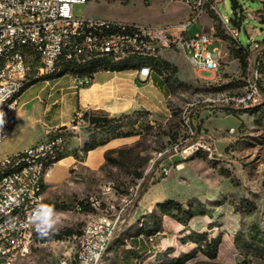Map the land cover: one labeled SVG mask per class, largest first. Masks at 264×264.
Returning a JSON list of instances; mask_svg holds the SVG:
<instances>
[{
	"label": "rangeland",
	"instance_id": "374dc122",
	"mask_svg": "<svg viewBox=\"0 0 264 264\" xmlns=\"http://www.w3.org/2000/svg\"><path fill=\"white\" fill-rule=\"evenodd\" d=\"M238 2L240 6L234 8L232 0H224L217 8L229 26L239 29V42L216 12L189 28L190 35L204 30L218 38L216 44L222 49L218 73L196 71L182 54L169 50L144 59L165 81L166 119L139 110L110 117L99 126L88 122L81 131L61 129L70 140L85 139L88 147L121 138L123 144L111 149L123 152H109V160L104 155L102 164L92 168L85 162L89 151L74 146L69 152L76 160L61 178H53L60 170L59 161L53 166L44 203L57 210L60 223L47 240L38 235L31 252L17 264L54 261L73 245L68 235L98 215L90 204L79 210L82 199L98 198L104 207L123 203L138 181L140 200L126 215L100 264H264V55L254 73L257 91L246 101L240 99L251 93L253 80L235 55L240 43L248 46L264 39L259 13L264 0ZM188 13L183 0H89L73 6L77 16L151 24L178 22ZM41 85L30 88L28 95ZM32 112L38 114V109ZM32 126L38 134L39 124ZM192 127L199 129L196 139ZM12 152L11 145L0 146V157ZM111 184L115 194L104 195ZM157 196L192 208L193 216L183 223L156 204L149 208ZM141 200L147 205L144 210H138ZM155 221L160 222L158 232L148 236L140 232L142 225L153 227ZM151 235H157L155 240L145 243L143 237ZM57 239L62 241L56 243ZM214 247L216 256L211 257Z\"/></svg>",
	"mask_w": 264,
	"mask_h": 264
},
{
	"label": "built area",
	"instance_id": "2783aa9c",
	"mask_svg": "<svg viewBox=\"0 0 264 264\" xmlns=\"http://www.w3.org/2000/svg\"><path fill=\"white\" fill-rule=\"evenodd\" d=\"M89 0H0V102H4V124L0 126V146L12 133L17 122L20 97L16 101H5V94L21 80L47 77L49 67L65 64L66 59L84 61L93 57L108 58L124 55H158L162 51L182 54L192 69L218 73L222 66V49L217 45L214 34L200 30L194 35L189 28L210 12L219 15L217 5L224 0H183L188 6V17L184 20L165 24H151L138 21H122L106 17L77 16L73 14L75 4H86ZM222 16V15H221ZM225 21L224 17L222 16ZM238 19V18H237ZM103 22H122L135 25V32L126 35L93 34L86 37V29L100 26ZM226 23V21H225ZM227 24V23H226ZM231 36L239 42V29L227 24ZM137 28H145V35H137ZM260 41L251 44L252 49L260 46ZM140 78L147 79L152 69L146 66L136 68ZM257 70H254V73ZM76 88L85 87L93 81L95 72L70 74ZM256 80L251 84V93L257 91ZM84 113L78 112L73 126L88 123ZM194 134V130L192 132ZM67 136L57 129L47 137L20 151L0 157V168L21 160L24 154H34V162L27 170L9 174L0 181V264H8V259L17 253L28 251L32 238L27 233L30 202L42 199L50 169H38L41 148L48 152L57 146H65ZM34 171H41V178H34ZM168 173V171H166ZM141 182L136 183L132 196L123 203L105 207L98 198L82 199L78 209L87 204L98 213V220L84 225L80 231L68 236L75 238V246L70 255L58 256L55 264H96L101 255V244L115 235L130 209L140 200ZM104 195L115 194L103 190ZM19 197H28V211L16 209ZM153 242L155 237H147ZM63 239V238H62ZM57 239L56 243L62 241Z\"/></svg>",
	"mask_w": 264,
	"mask_h": 264
},
{
	"label": "crops",
	"instance_id": "0c3cea01",
	"mask_svg": "<svg viewBox=\"0 0 264 264\" xmlns=\"http://www.w3.org/2000/svg\"><path fill=\"white\" fill-rule=\"evenodd\" d=\"M40 82L42 84L40 88L28 95V90ZM37 83L27 86L20 95L16 125L10 136L3 142L11 145L14 149L12 153L45 139L48 133L57 129L72 130L75 128L73 120L78 112L115 117L145 110L155 119H166V116L169 115L167 113L169 95L165 81L163 76L154 71L149 78L144 79L138 76L137 69L101 68L95 72L91 84L81 88L75 87L74 79L70 74L41 80ZM34 109H38V114L32 112ZM32 124H39L41 127L38 134L34 131ZM88 125L89 123L80 124L75 130L81 131ZM75 130L73 129L74 132H76ZM76 138L79 139L78 136H72L71 140L67 138L62 155L64 152L67 154L56 164V166H60V170L54 171L53 178H61L75 162L74 153L69 150H73L74 146L80 149L85 140L77 141ZM121 144H123L121 138H112L99 144L89 150L85 162L92 168H97L102 164L105 152L111 148H118ZM162 197L157 196L151 203L152 205L149 204V208L160 202ZM140 203L138 210H144L147 205L143 204L142 200ZM147 236L143 237L145 243H149ZM135 242L138 243L136 246L138 248L142 241L139 239Z\"/></svg>",
	"mask_w": 264,
	"mask_h": 264
},
{
	"label": "bare ground",
	"instance_id": "6f19581e",
	"mask_svg": "<svg viewBox=\"0 0 264 264\" xmlns=\"http://www.w3.org/2000/svg\"><path fill=\"white\" fill-rule=\"evenodd\" d=\"M128 32H135V25H126V24H122V22H114V23L103 22L100 23V26H91L89 27V29H86V37H93V34L126 35ZM137 35H145V28H137ZM133 56L134 55H124L123 57L111 58V60L113 62L123 63L131 59ZM89 61H91V59H86L84 61L66 59L65 63L68 62L74 64L75 66L83 67V65ZM61 65L63 64H58V66L56 67H49L48 76L53 73H56L58 69L61 67ZM146 67H148V69H151L148 65ZM85 74H89V73H85ZM28 83L29 80H21L20 85L15 86V88H12L10 91H8V93L5 94V101L18 100V98L20 97V95L22 94ZM3 110H4V102H0V113H3ZM63 150H64V146H57L55 150L50 152H48V148H41L40 159L38 161V169H50L52 165H55L57 163V159L59 158V156H61ZM33 162H34V154H24L23 159L15 161L10 165H5V167L0 168V181H2V179L4 177H7L9 174L27 170L29 164ZM34 178H41V171H34ZM110 188L111 187H107L106 190H110ZM37 203H44V190H42V199L32 200L30 202V209H33ZM16 209H20V211H28V197H19L18 201H16ZM95 220H98V215H94L93 217H91V219L86 223V225L93 223ZM27 233H29L30 237L32 238L29 244L28 251L13 255L11 258L8 259V264H17L23 255L30 253L32 250V247L35 243V239L38 236V234L35 232L34 227L30 222V216L28 217ZM114 236L115 235L111 236L110 238H108L107 241H104L101 244V255H99V259L96 264H100L103 255L105 254ZM70 240L73 242L72 243L73 245L68 247L60 256L70 255V250L74 249L75 238L71 237ZM47 264H55V260Z\"/></svg>",
	"mask_w": 264,
	"mask_h": 264
},
{
	"label": "trees",
	"instance_id": "16d2710c",
	"mask_svg": "<svg viewBox=\"0 0 264 264\" xmlns=\"http://www.w3.org/2000/svg\"><path fill=\"white\" fill-rule=\"evenodd\" d=\"M233 2V7L237 8L240 6L238 0H232ZM260 13V21L264 22V8L259 11ZM237 20V18H235ZM261 44L257 49H251V44L248 46H244L243 44L240 43L239 47L235 50V55L236 57L239 58L241 65L244 69V72L251 78L252 80L255 79L254 77V70L259 69L260 62L262 59V56L264 55V39L260 41ZM157 55H144V56H133L131 59L127 60L126 62L120 63V62H113L110 58L106 56L102 57H94L91 59V61L87 62L86 64L82 66H75L72 63L66 62L65 64L61 65V67L58 69L56 73H53L47 77H39V78H34L31 80L30 83L27 84V86L31 84H35L41 80H47V79H52L55 77L62 76L64 74H85V73H93L96 72L97 70L101 68L105 69H111V70H126V69H136L140 66H149V64L144 60L146 58H154ZM150 67V66H149ZM151 68V67H150ZM152 69V68H151ZM153 70V69H152ZM26 86V87H27ZM84 116L87 120H89V114L84 113ZM110 120V117H108L105 121L100 122L95 124V126H99L101 124H106ZM192 132L194 130L195 138L199 135V129H195L192 127ZM193 142L189 143L192 144ZM103 144V143H102ZM99 145V144H98ZM90 146L88 147V142H84L82 149L85 151H89L96 146ZM109 152H117L120 154L123 152L122 148L119 149H110L105 153V158L109 160L110 158L108 157ZM64 155L61 154L59 158L57 159V162L62 159ZM113 162H117V159H112ZM157 207L161 210V212L165 214H169L175 218H177L179 221L185 223L187 220H189L192 216V208H185L182 206L181 203L174 199H165L163 201L157 202L156 203ZM160 228V222L155 221L153 223V227H149L148 225H142L140 232L145 231L147 235L154 234L159 231ZM72 233V232H71ZM70 233V234H71ZM150 237H154L151 235ZM52 238V237H49ZM48 237H46V240ZM141 248V244L137 249ZM133 253V255L136 254L137 251H130ZM211 257L216 256V247H214V251L210 253Z\"/></svg>",
	"mask_w": 264,
	"mask_h": 264
},
{
	"label": "clouds",
	"instance_id": "9594fccd",
	"mask_svg": "<svg viewBox=\"0 0 264 264\" xmlns=\"http://www.w3.org/2000/svg\"><path fill=\"white\" fill-rule=\"evenodd\" d=\"M4 122V114L0 113V126H3ZM30 222L39 236L48 237L54 234L60 223V214L49 204L37 203L31 210Z\"/></svg>",
	"mask_w": 264,
	"mask_h": 264
},
{
	"label": "water",
	"instance_id": "95a60500",
	"mask_svg": "<svg viewBox=\"0 0 264 264\" xmlns=\"http://www.w3.org/2000/svg\"><path fill=\"white\" fill-rule=\"evenodd\" d=\"M107 118L108 117L106 115L90 114L89 115V123L90 124H97V123L105 121Z\"/></svg>",
	"mask_w": 264,
	"mask_h": 264
}]
</instances>
